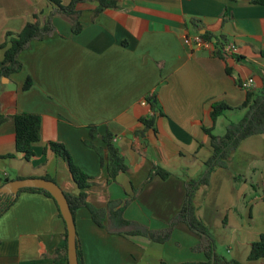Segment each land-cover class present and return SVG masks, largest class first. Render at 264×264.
<instances>
[{
  "label": "crops",
  "instance_id": "0c3cea01",
  "mask_svg": "<svg viewBox=\"0 0 264 264\" xmlns=\"http://www.w3.org/2000/svg\"><path fill=\"white\" fill-rule=\"evenodd\" d=\"M96 5V0L78 5L81 29L75 33L71 20L49 0H0V44L28 22L43 25L50 17L52 26L19 52L18 72L0 77V117H6L0 122V186L5 178L49 176L65 193L77 194L66 162L50 150L43 152L48 142H62L90 177L87 200L105 210L126 202L123 217L130 221L120 227L106 217L100 227L86 207H79L75 228L83 264L206 262L207 237L177 217L187 199V182L206 171L211 146L205 129L219 136L214 131L227 113H245L242 81L252 77L254 90L264 88V5L118 0L117 7L95 14ZM204 32L225 45L233 43L235 50L222 58L183 41ZM27 77L31 85L24 89ZM152 94L161 113L146 101ZM214 102L230 107L215 123L210 116ZM23 112L41 120L30 160L15 148L11 116ZM151 114L154 127L146 128L139 119ZM90 126L97 137H89ZM107 131L128 165L114 180L96 150L84 143L90 139L105 149L101 135ZM156 165L170 175L149 178ZM191 201L209 229L213 253L264 264V257L247 261L252 243L264 233V133L243 139L227 166L214 168ZM170 226L164 242L122 234L130 229L162 232ZM63 245L64 223L42 193L19 192L0 216V264H54Z\"/></svg>",
  "mask_w": 264,
  "mask_h": 264
},
{
  "label": "trees",
  "instance_id": "16d2710c",
  "mask_svg": "<svg viewBox=\"0 0 264 264\" xmlns=\"http://www.w3.org/2000/svg\"><path fill=\"white\" fill-rule=\"evenodd\" d=\"M85 1L88 0H69L68 3L64 5L60 2V0H49V2L56 7L55 9L58 13L66 16L71 20L72 31L75 33L79 32V30L81 29L78 5ZM96 1L97 5L93 10L95 14L100 13L106 8L117 7L118 2V0ZM250 2L254 4L264 5V0H250ZM36 17L37 16L34 15L35 19ZM51 31L52 26L50 22V17H48L43 25H41L37 20H34L32 22H28L24 26V28L16 34L7 33L5 40L0 44V48L3 50V57L0 60V77H8L10 74L18 72L21 69V63L18 61L17 58L19 52L24 49L32 39L42 38L45 34ZM200 35L205 40H211L214 38L217 39L220 43L221 48L218 49L216 54L222 58L226 55V51L223 50V47L225 45L224 39L222 40L221 38L216 37L208 32H204ZM262 54L264 55V52H262ZM30 85L31 78L27 77L23 84V88L28 89ZM146 101L153 112L161 113L157 105L155 94L147 96ZM240 108L246 109L244 115L237 122L229 123L226 126L223 135L218 136L213 134L211 132L212 128L205 129V131L209 134L211 146V155L205 161L206 171L203 176L199 179H191L187 182V199L177 217L178 220L185 221L191 230H194L207 237V245L206 248H204L206 250L207 261L211 260L213 254L211 235L207 225L195 213V208L192 205L191 201L192 196L199 185L207 183L208 176L214 168L227 166L232 152L237 148V146L243 139L264 133V88L259 90H247L245 100L240 105ZM228 109H230L228 104L224 102H214L212 104V109L210 112L212 122L215 123L216 119L219 116L223 115ZM154 117L155 115L151 114L150 116L140 118L139 121L142 122L146 128H153ZM4 119H6V117L1 116L0 122ZM11 119L14 124L15 148L18 152L23 154V157L26 160H30L34 155L33 145L34 143L40 140V116L35 113L23 112L16 113L15 115L11 116ZM98 135L99 133L96 127L90 126L89 137L95 138ZM101 138L105 143V149L95 146L90 141V139H85L84 143L93 147L96 150V152L100 156L101 165L106 168L109 179L114 180L120 172H125L128 170V165L125 161L124 156L114 145L112 141L113 136L111 135V133L107 131L101 135ZM47 150L52 151L53 154L62 158L66 162L73 178V181L76 183L79 189L77 194H68L64 192L69 203L74 222L76 210L79 207H86L90 211L94 223H96L100 227L104 226L103 220L106 217L116 221V224L120 227H127L130 225V221L123 217V209L125 207L126 202H124L116 209L110 208L108 210H105L104 208H98L94 206L87 200L86 188L90 184V177L73 162L70 152L62 142H48L47 147L44 148L43 152L45 153ZM153 175H158L161 178H166L170 175V173L167 170L156 165L153 167V172L151 173L149 178H151ZM19 178L21 177H16V179ZM44 178L53 180L49 176H45ZM8 180L12 179L5 178L4 182ZM21 191L39 192L46 195L54 202L58 216L64 223V245L62 248L57 249L58 256L55 258L54 264H61L62 262L68 264L66 247V226L59 211L56 200L48 191L42 188L28 187L21 189L19 192ZM15 199L16 197L12 198L10 195L0 196V216L10 208V206L14 203ZM170 230L171 226L162 232H155L147 229H130L126 230L125 232H122V234L143 235L153 241L164 242L168 239L170 235ZM76 241L78 264H83L77 237ZM214 256L215 262L218 264H247L240 263L236 260H227L225 257L218 255L217 253H214ZM262 257H264V233H261L259 238L252 243L250 252L247 257V261H255L261 259Z\"/></svg>",
  "mask_w": 264,
  "mask_h": 264
},
{
  "label": "water",
  "instance_id": "95a60500",
  "mask_svg": "<svg viewBox=\"0 0 264 264\" xmlns=\"http://www.w3.org/2000/svg\"><path fill=\"white\" fill-rule=\"evenodd\" d=\"M34 187L42 188L48 191L56 200L61 216L66 226V247H67V262L68 264H78L77 257V241L75 222L70 210L69 203L62 188L53 180L44 177H26L12 179L4 182L0 186V196L10 195L15 198L18 192L23 188ZM182 264H218L215 262L214 253L210 261L206 262H189Z\"/></svg>",
  "mask_w": 264,
  "mask_h": 264
},
{
  "label": "built area",
  "instance_id": "2783aa9c",
  "mask_svg": "<svg viewBox=\"0 0 264 264\" xmlns=\"http://www.w3.org/2000/svg\"><path fill=\"white\" fill-rule=\"evenodd\" d=\"M183 41L186 45L190 47L200 48V49H207L210 51H218L221 46H219L215 41L205 40L201 37L199 33L186 35L183 38ZM223 50L226 52H233L235 50V45L233 43H228L224 45ZM254 86V79L252 77L247 78L246 80L241 82V87L246 90L253 89Z\"/></svg>",
  "mask_w": 264,
  "mask_h": 264
},
{
  "label": "rangeland",
  "instance_id": "374dc122",
  "mask_svg": "<svg viewBox=\"0 0 264 264\" xmlns=\"http://www.w3.org/2000/svg\"><path fill=\"white\" fill-rule=\"evenodd\" d=\"M244 110H234L233 112L227 113L220 122L219 127L214 131L216 134H223L229 121H237L243 116Z\"/></svg>",
  "mask_w": 264,
  "mask_h": 264
}]
</instances>
